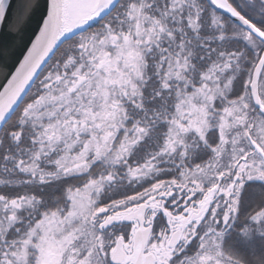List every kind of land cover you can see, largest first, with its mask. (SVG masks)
<instances>
[{
  "label": "snow or ice",
  "instance_id": "6c2138e0",
  "mask_svg": "<svg viewBox=\"0 0 264 264\" xmlns=\"http://www.w3.org/2000/svg\"><path fill=\"white\" fill-rule=\"evenodd\" d=\"M0 75V264H264V0H45Z\"/></svg>",
  "mask_w": 264,
  "mask_h": 264
},
{
  "label": "water",
  "instance_id": "95a60500",
  "mask_svg": "<svg viewBox=\"0 0 264 264\" xmlns=\"http://www.w3.org/2000/svg\"><path fill=\"white\" fill-rule=\"evenodd\" d=\"M45 18V0H40V7L24 18L19 30L0 28V66H6L12 72L23 62V58L30 50L42 20ZM4 83L3 75H0V86Z\"/></svg>",
  "mask_w": 264,
  "mask_h": 264
}]
</instances>
